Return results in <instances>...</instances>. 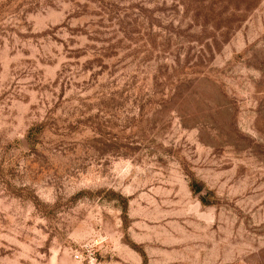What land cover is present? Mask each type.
I'll list each match as a JSON object with an SVG mask.
<instances>
[{
	"label": "rangeland",
	"instance_id": "obj_1",
	"mask_svg": "<svg viewBox=\"0 0 264 264\" xmlns=\"http://www.w3.org/2000/svg\"><path fill=\"white\" fill-rule=\"evenodd\" d=\"M134 244L264 264V0H0V264Z\"/></svg>",
	"mask_w": 264,
	"mask_h": 264
},
{
	"label": "trees",
	"instance_id": "obj_2",
	"mask_svg": "<svg viewBox=\"0 0 264 264\" xmlns=\"http://www.w3.org/2000/svg\"><path fill=\"white\" fill-rule=\"evenodd\" d=\"M191 190L193 191V193H197L200 190V186L198 183H191L190 184ZM127 213V203L124 204L123 206V215L124 217L126 216ZM132 247L137 250L138 252L141 253V255L143 256V264H147V256L146 253L138 246H136L135 244L132 245Z\"/></svg>",
	"mask_w": 264,
	"mask_h": 264
},
{
	"label": "built area",
	"instance_id": "obj_3",
	"mask_svg": "<svg viewBox=\"0 0 264 264\" xmlns=\"http://www.w3.org/2000/svg\"><path fill=\"white\" fill-rule=\"evenodd\" d=\"M74 257H75L76 259H80V258L82 257V253L79 252V251H76L75 254H74Z\"/></svg>",
	"mask_w": 264,
	"mask_h": 264
},
{
	"label": "crops",
	"instance_id": "obj_4",
	"mask_svg": "<svg viewBox=\"0 0 264 264\" xmlns=\"http://www.w3.org/2000/svg\"><path fill=\"white\" fill-rule=\"evenodd\" d=\"M137 262H138L137 264H143V259L139 258V260Z\"/></svg>",
	"mask_w": 264,
	"mask_h": 264
}]
</instances>
